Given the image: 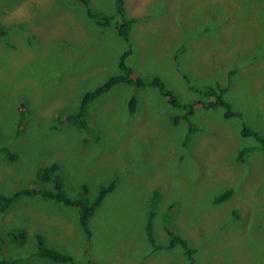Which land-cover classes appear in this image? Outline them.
I'll use <instances>...</instances> for the list:
<instances>
[{"label": "rangeland", "instance_id": "374dc122", "mask_svg": "<svg viewBox=\"0 0 264 264\" xmlns=\"http://www.w3.org/2000/svg\"><path fill=\"white\" fill-rule=\"evenodd\" d=\"M83 3L0 0V23L9 31L0 37V145L15 155L0 153V193L39 184L40 167L52 162L73 196L86 184L94 198L116 173L119 185L91 217V235L77 207L20 197L0 212V259L71 264L30 257L38 232L78 264H189L181 245H154L177 234L188 238L195 264H264V151L238 159L242 147L257 142L242 135L237 116L197 104L192 119L199 128L185 145L189 123L174 122L180 109L146 87L137 91L131 113L134 87L120 82L90 104L86 120L98 139L57 119L76 110L87 90L119 74L121 56L132 49L126 63L136 75L161 76L183 102L198 98L190 84L221 85L245 124L264 133V0ZM121 6L137 18L128 40L115 20L100 26L87 14V8L114 14ZM21 111L27 124L17 136ZM232 187L230 198L213 203ZM155 190L153 241L146 236V213ZM14 228L25 229L28 238L14 241Z\"/></svg>", "mask_w": 264, "mask_h": 264}, {"label": "trees", "instance_id": "16d2710c", "mask_svg": "<svg viewBox=\"0 0 264 264\" xmlns=\"http://www.w3.org/2000/svg\"><path fill=\"white\" fill-rule=\"evenodd\" d=\"M80 1L82 3L84 2L85 4L88 2V0ZM87 11L88 16L91 17L100 26H110L112 24V21L115 20L114 26L116 30L118 31L119 35L126 40L129 39L131 27L137 19L134 16H128L124 6H121V8L117 9V13L114 12V14L97 12L93 11L90 8H87ZM8 32V27L6 25L3 26V23H0V37L4 36ZM131 52L132 49H129L121 56V72L119 74L112 75L104 83L96 86L93 89L87 90L84 93L78 108L74 111L61 115L59 118H57L59 119V122L79 125L81 131H83V134L88 137V140L96 138L98 139V134L94 129H90L86 120L90 114V104L93 100L109 91L117 83L123 82L134 87L133 94L131 95L128 102V108L131 113L137 111V91L146 87L157 88L161 95L168 98L172 106L181 110V114H177L175 116L174 122L175 124H177L179 119L183 118L189 123V129L184 138L185 145L189 144L193 133L196 132L199 128V126L193 121L192 117L195 114V106L201 103L206 108L215 109L218 107H223L225 109L226 116H237L242 122V135L245 137L254 138V140L257 142V144L242 147L237 153V157L239 160H245L246 157L250 155V153H252L254 150L264 151V133L255 130L245 124V122L243 121V115L238 111L232 109L231 103L225 98L226 88L221 87V85L215 88L209 84L203 85L201 87L190 84V89L195 94H197L198 98L191 102H183L176 91L168 86V84L161 76L157 74L136 75L134 73V68L126 63V58L130 55ZM257 53H259V50H257ZM259 55L261 54L259 53ZM262 59L264 60V57ZM187 78L189 80L188 76ZM26 118L27 114L25 113V111H21L16 129L17 136H21L23 134L25 128L24 125L27 124ZM0 153L4 154L5 156H7V154L9 153L12 154L10 148L7 145H0ZM12 156L15 157V155L13 154ZM62 172L63 171L59 170V166L56 162H52L46 166H41L38 171V178L40 180L39 184L32 185L31 187L19 188L10 194L0 193V212L4 213L20 197H39L43 199L58 201L68 206L70 205L77 207L79 213V222L87 232V234L91 235V228L89 225L91 217L96 213L97 209L101 206L106 196L118 187L120 174H114L107 183L102 184L98 188V193L95 195V197L90 198L89 187L86 184H83L79 195H71L67 191L66 182ZM51 182L53 183L52 185ZM233 189L234 187L226 189L224 188L219 194L215 196L213 203L217 204L230 198L234 191ZM159 201L160 193L159 191L155 190L146 213V236L150 237L153 241H155V237L153 234V217L155 215V211L157 209ZM169 208H171V206ZM167 225H169L168 222ZM167 228L170 229L169 226H167ZM167 233L169 235L170 232L167 231ZM34 236L36 238V247L32 251L30 257L44 258L56 262H70L71 264H78L71 254L50 247L45 242V237L42 234L36 232ZM10 237L14 241L24 242L28 238V232L22 228H14L10 231ZM154 245L158 249H171L177 245H181L187 252L189 264H195V259L192 255V248H190V242L188 238L183 235L173 234V236H169L168 244L158 243ZM28 260V256L4 257L0 259V264H24ZM88 264H97V262L94 260H90Z\"/></svg>", "mask_w": 264, "mask_h": 264}, {"label": "bare ground", "instance_id": "6f19581e", "mask_svg": "<svg viewBox=\"0 0 264 264\" xmlns=\"http://www.w3.org/2000/svg\"><path fill=\"white\" fill-rule=\"evenodd\" d=\"M139 82V81H138ZM140 83V82H139ZM119 175V174H118Z\"/></svg>", "mask_w": 264, "mask_h": 264}]
</instances>
